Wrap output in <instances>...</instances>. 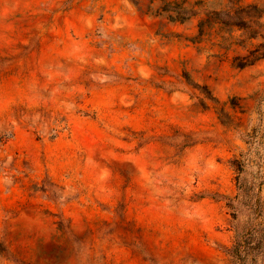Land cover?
Returning <instances> with one entry per match:
<instances>
[{"label":"rangeland","instance_id":"obj_1","mask_svg":"<svg viewBox=\"0 0 264 264\" xmlns=\"http://www.w3.org/2000/svg\"><path fill=\"white\" fill-rule=\"evenodd\" d=\"M237 233L264 264V0H0V264H237Z\"/></svg>","mask_w":264,"mask_h":264},{"label":"trees","instance_id":"obj_2","mask_svg":"<svg viewBox=\"0 0 264 264\" xmlns=\"http://www.w3.org/2000/svg\"><path fill=\"white\" fill-rule=\"evenodd\" d=\"M221 12H218L216 13V15H220ZM229 15V13H228ZM231 16V15H229ZM229 17L227 16V19L226 20H230V18L228 19ZM224 20V19H222ZM225 24H228V25H234V24H237V23H233L232 21H224ZM238 26H244V25H240V24H237ZM255 35V32H252L250 33V36H254ZM253 60H250V61H240L237 63V66L238 67H244L246 66L247 64H250L252 63ZM236 240H235V243L234 245L232 246L231 248V256L233 257L234 259V262L237 263V264H240L242 263V261L244 260V257L246 255H248V253L250 252V249L249 247H247L248 245V242L245 241L244 239L242 240L241 237L238 238V233L236 235Z\"/></svg>","mask_w":264,"mask_h":264}]
</instances>
